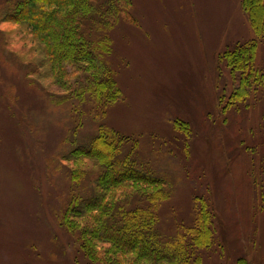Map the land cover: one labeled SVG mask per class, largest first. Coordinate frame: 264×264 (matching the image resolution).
I'll return each mask as SVG.
<instances>
[{
	"label": "rangeland",
	"instance_id": "rangeland-1",
	"mask_svg": "<svg viewBox=\"0 0 264 264\" xmlns=\"http://www.w3.org/2000/svg\"><path fill=\"white\" fill-rule=\"evenodd\" d=\"M133 1L142 28L122 23L108 33L106 63L123 92L111 105L66 103L33 70L41 59L33 35L11 23L0 32V264H100L74 235L85 221L70 215L72 200H123L134 185L101 191L106 164L69 159L102 131L106 143L94 147L112 163L129 159L166 182L171 197L154 209L164 237L195 227L208 203L214 238L194 264H264V95L231 104L244 86L223 58L256 41L264 71V37L243 0Z\"/></svg>",
	"mask_w": 264,
	"mask_h": 264
},
{
	"label": "trees",
	"instance_id": "trees-1",
	"mask_svg": "<svg viewBox=\"0 0 264 264\" xmlns=\"http://www.w3.org/2000/svg\"><path fill=\"white\" fill-rule=\"evenodd\" d=\"M243 6L251 16L256 34L263 38L264 0H243ZM1 17L3 23L15 24L33 35L41 57L33 70L46 79L47 87L52 85L66 103L70 99L100 105L120 101L123 92L106 63L108 52H113L108 33L122 23L142 28L133 0H5ZM237 49L238 53L227 51L223 55L231 73L240 76L239 83L244 86L242 93L237 91L234 95L236 102L234 99L231 102L234 105L247 101L255 90H261L264 95V71L255 67L257 42H248ZM105 137L102 131L91 146L73 149L69 159L89 160L99 169L106 164V181L102 177L101 182L96 181L101 191L134 185L123 200L109 198L101 191L82 201L72 200L70 215L85 221L74 235L80 239L87 257L100 264H194L197 253L209 248L214 238L208 203H202L203 210L195 227L188 228L184 235L164 237L158 230L154 209L171 197L161 189L166 182L144 173L129 159L112 163V157L104 148L94 147L99 141L105 145ZM123 142L114 147V154L117 155V148ZM90 155L92 158L87 157ZM137 184L154 189L143 192ZM138 200L150 207L132 209ZM105 245L111 249H103ZM238 264H247V261L240 259Z\"/></svg>",
	"mask_w": 264,
	"mask_h": 264
},
{
	"label": "clouds",
	"instance_id": "clouds-1",
	"mask_svg": "<svg viewBox=\"0 0 264 264\" xmlns=\"http://www.w3.org/2000/svg\"><path fill=\"white\" fill-rule=\"evenodd\" d=\"M12 28H13V25H11V24H8V23L0 24V32H7V31L12 30ZM11 47H12L13 49L18 48V47H19L18 42H15V41H14V42L12 43Z\"/></svg>",
	"mask_w": 264,
	"mask_h": 264
}]
</instances>
